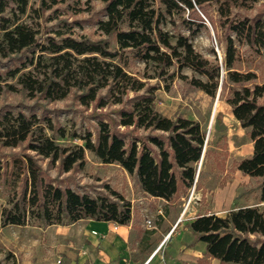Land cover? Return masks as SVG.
Listing matches in <instances>:
<instances>
[{"label": "trees", "instance_id": "16d2710c", "mask_svg": "<svg viewBox=\"0 0 264 264\" xmlns=\"http://www.w3.org/2000/svg\"><path fill=\"white\" fill-rule=\"evenodd\" d=\"M60 1L39 0L38 8L31 11L40 17ZM92 1L84 0L88 5ZM100 1L104 17L97 18L96 28L112 36L113 48L103 39L74 37L70 30L40 38L31 24L21 20L30 9L28 0H0V57L18 61L6 69L0 93L3 88L19 89L28 99L47 103L73 95L82 107L94 110L96 119L94 132L77 133L57 124L43 109L0 111V147H22L10 160L0 161L1 173L19 182L1 209V225L47 227L86 218L128 225L133 218L131 204L117 190L109 189L113 198H95L71 188L72 177L86 163V152L102 163L118 164L143 193L167 202L178 200L192 186L205 134L195 120L170 118L155 109L156 86L126 70L129 57L153 65L155 74L146 79L171 80L176 75L186 79L181 70L189 67L202 77L188 78L191 85L211 97L220 88L219 95L252 142L251 153L236 161L234 168L259 181L263 201L264 102L260 99L264 84L254 82L253 71L235 66L240 60L237 44L264 53V3L254 16L240 17L232 14V8H246L258 0H215L217 18L212 23L220 29L224 44L219 61L196 51L188 36L177 33L172 40L162 28L167 15L180 16L187 10L182 22L193 34L197 28L191 24L203 23L196 8L205 14L211 0ZM171 67L174 70L169 71ZM109 106H116L112 114L102 111ZM139 129L149 133L139 135ZM73 138L81 142L57 141ZM39 157L65 178L56 183ZM185 227L193 242L204 245L199 262L208 257L219 264H264V211L257 206L239 207L225 215L197 214Z\"/></svg>", "mask_w": 264, "mask_h": 264}, {"label": "rangeland", "instance_id": "374dc122", "mask_svg": "<svg viewBox=\"0 0 264 264\" xmlns=\"http://www.w3.org/2000/svg\"><path fill=\"white\" fill-rule=\"evenodd\" d=\"M263 3L264 0H258L250 3L246 8H232V14L240 17H252L257 11L262 10ZM10 6L13 7L14 5ZM28 6L30 9L27 10L25 15L21 16V20L31 24L38 31L40 38H44L47 34H50V32L52 34L56 30H70L69 32L74 37L84 36L93 40L103 39L108 42L110 48L115 47L112 36L104 35L96 28L97 18L104 17L100 0H94L89 5L84 0H62L50 9L45 10L40 17H36V14L31 11V9L38 8L39 0H28ZM196 9L203 19V23L202 25L198 23L191 24L192 29L197 28V31L193 34L182 22L183 18H187V10L180 16L177 14L167 15L162 28L172 35V40H174L177 33L188 36L196 51L209 60H213L216 56L220 61L223 57L224 44L220 40V29L212 23L217 18L216 2L215 0L210 1L205 14L198 8ZM237 48L240 60L235 66L236 69L253 71L256 74L254 82L264 84V53L256 54L245 44H237ZM15 60L11 62L0 57V80L5 77L8 66H13L18 62ZM125 68L129 73L156 86L154 91L156 110L170 118L185 117L195 120L205 134L203 151L196 165L192 186L174 204L167 205V216L170 220L175 221L178 215L182 213L185 205L187 207L182 216L186 219L205 213L225 215L231 210L245 206H257L259 210L264 211V200L259 199V181L241 174L240 171L234 168L236 161L251 153L252 142L234 118L231 107L225 102L224 96L219 95L220 88L217 94L211 97L191 85L188 78L192 76L202 77L189 67H184L181 70V73L187 76L186 79L176 75L171 80H162L158 77L146 79L145 76L155 74L153 65H146L134 57L128 58ZM172 70H174V67L169 69V71ZM8 82L15 84V80H8ZM260 101L264 102V96ZM31 107L37 113L40 109H43L49 117L57 124L64 126L67 131L81 133L87 129L92 132L95 130L94 110L91 107H82L73 95L47 103L28 99L19 89L16 92L2 89L0 93V111L17 112L19 109L27 111ZM114 107L116 106H109L102 109V111L112 114L111 109ZM148 133L147 130H138L139 135H147ZM57 141L61 144L81 142L75 138L58 139ZM21 149L22 147H0V161L10 160ZM85 158L84 167L74 174L69 183L73 190L95 198L105 195L113 198L109 189L117 190L130 201L134 214L135 211H139L138 206L142 204L148 209L145 217L150 223L145 221L146 226L156 225V231L166 229L167 225L162 217L150 213V209L154 208L155 205L139 189L134 177L130 176L116 163H102L90 152L85 153ZM38 160L42 168L47 170L50 178H53L56 183L65 178L66 174H58L57 169L48 164L46 159L39 157ZM18 183L14 177H7L0 171V264H49L50 261L56 262L58 257H60L58 264H61L62 258L59 251H55V243L68 240V235H66L67 237L59 234L55 236L54 230L51 231L50 227L47 228L48 226L40 227L32 224L23 226L1 225V209L8 205V197L18 190ZM165 206V204L161 206L162 211L166 210ZM140 219L142 221V217ZM133 232L132 236H134ZM166 233V237L159 240L162 243L161 245L170 242L171 236ZM156 238V235L150 237V242L156 243L155 241L159 239ZM130 246L138 249L135 243H130Z\"/></svg>", "mask_w": 264, "mask_h": 264}, {"label": "crops", "instance_id": "0c3cea01", "mask_svg": "<svg viewBox=\"0 0 264 264\" xmlns=\"http://www.w3.org/2000/svg\"><path fill=\"white\" fill-rule=\"evenodd\" d=\"M145 195L155 205L150 213L160 215L165 221L167 226L164 231H156V225L148 227L144 224L148 209L143 204L138 206L139 211H135V214L131 207L133 218L128 225L91 218L70 224H52L47 228L54 230L55 236L68 235V240L55 243V251H59L62 258L61 264H219L215 258L207 257L203 258V262L198 261L202 258L204 245L198 241L193 242L192 234L185 227L196 215L188 219L181 216L178 221L180 214L175 221H171L167 216V205L174 204L175 201L167 202L162 198ZM163 204L166 205L164 211L161 209ZM138 229L147 230L148 233H142ZM165 233L171 239L169 244L161 245L159 240L166 237ZM155 235L159 239L156 243H151L150 237ZM130 243H135L138 249L131 248ZM59 258L49 264H58Z\"/></svg>", "mask_w": 264, "mask_h": 264}, {"label": "built area", "instance_id": "2783aa9c", "mask_svg": "<svg viewBox=\"0 0 264 264\" xmlns=\"http://www.w3.org/2000/svg\"><path fill=\"white\" fill-rule=\"evenodd\" d=\"M186 207H187V206L185 205V207L183 208V211H182L180 217L178 218V221L181 219V216H182V214L184 213ZM178 221H177V222H178ZM177 222H176V223H177ZM146 223H150V221H149V220H146ZM59 262H60V260L58 259V260H57V263H59Z\"/></svg>", "mask_w": 264, "mask_h": 264}, {"label": "water", "instance_id": "95a60500", "mask_svg": "<svg viewBox=\"0 0 264 264\" xmlns=\"http://www.w3.org/2000/svg\"><path fill=\"white\" fill-rule=\"evenodd\" d=\"M219 91V90H218Z\"/></svg>", "mask_w": 264, "mask_h": 264}]
</instances>
